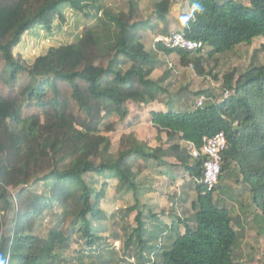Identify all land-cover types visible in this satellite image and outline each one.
I'll list each match as a JSON object with an SVG mask.
<instances>
[{
    "label": "trees",
    "instance_id": "16d2710c",
    "mask_svg": "<svg viewBox=\"0 0 264 264\" xmlns=\"http://www.w3.org/2000/svg\"><path fill=\"white\" fill-rule=\"evenodd\" d=\"M114 3L0 0V83L5 86L0 88V264H69L64 251L75 238L87 255L77 258L80 264L85 259L92 261L88 264L115 259L117 264L132 259L135 264H236L239 234L219 192L235 169V179L242 176L251 206L264 218V64L232 70L219 92H194L206 98L202 107L181 111L175 100L187 98V89L171 91L174 82L161 55L176 56L184 65L203 57L196 61L203 70L207 59L264 40V0H186L187 17L177 32L203 45L195 51L168 49L155 40L154 49L147 50L141 40L147 31L156 32L179 1L153 0L148 19L140 21H134L139 0L127 2V15L115 12ZM67 11L87 17L88 33L78 43L52 46L31 64L15 55L25 35L49 34ZM157 70L164 72L152 78ZM64 86L70 100L62 95ZM71 103L90 121L103 111L125 121L129 103L162 104L163 110L149 112L151 123L177 147L200 149L205 138L224 133L228 147L218 184L209 190L193 180L202 176L204 159H194L184 146L175 165L132 135L114 157L96 127L76 129ZM32 107L40 114L26 115ZM134 160L157 163L174 185L182 179L183 191L173 196L169 222L157 206L141 209L137 198L135 226L124 222L123 236L113 235L122 245L118 254L105 234L119 213L108 214L102 202L110 180L118 191L138 194ZM47 215L61 220L44 236L40 229Z\"/></svg>",
    "mask_w": 264,
    "mask_h": 264
},
{
    "label": "rangeland",
    "instance_id": "374dc122",
    "mask_svg": "<svg viewBox=\"0 0 264 264\" xmlns=\"http://www.w3.org/2000/svg\"><path fill=\"white\" fill-rule=\"evenodd\" d=\"M112 1L115 2L113 4L115 12L127 15L129 11L127 2L131 0ZM177 1H179V4L173 6L170 14L164 20L158 21L156 32L149 30L141 37L147 50L154 49V40L157 37V33L159 36H167V34L181 31V25L185 17H187V3L186 0ZM152 3L153 0H139V10L135 13L134 21L148 19ZM64 14L65 21L55 20L52 32L49 34L42 30L40 34L30 32L25 35L22 43L15 50V55L22 57L27 64H31L52 46L61 47L78 43L80 37L82 39L83 35L88 33L86 29L89 27L87 17L75 14L74 11H67ZM263 44L264 40L258 38L251 46H242L233 53L217 56L210 60L207 59L203 65L204 71L200 70L196 64V61L203 57H197L192 63L184 65L176 56L163 58L161 55L164 62H166L164 70L170 72V77L174 82L171 91H176L181 87L187 89L185 91L188 95L187 98L182 97L180 100H175L178 103L176 105L177 109L181 111L194 109L200 99L194 92H199L203 89H213L219 92L223 85L224 75L232 70L238 69L242 72L253 62L258 65L264 64V50H260ZM258 50L260 51L258 52ZM164 70H157L151 77L159 78ZM0 88H5L3 83H0ZM62 95L70 100V90L67 86L62 87ZM163 109L164 107L159 103L154 104L151 108L147 106L139 108L137 105L129 103L130 115L125 121H121L116 114L105 115L104 111L93 121H90L83 113L81 114L75 104L71 103L69 114L72 115L70 118L79 131L87 132L88 127H96L100 132V136L109 140L110 152L114 157L121 149L126 147L129 137L134 135L139 142L147 144L152 149H157L158 155L164 161L178 165L180 163L179 153L182 151L180 146L187 147L188 150L189 146L185 144L179 147L174 146L173 143L168 141V136L165 133L159 134L152 126L149 112ZM32 113L40 114V111L36 107L29 108L26 111V115ZM157 165L155 162H150L146 166L142 161H132L133 170L138 173L137 181L141 185L137 195L118 191L117 182L109 181L110 186L106 191L102 208L108 214L119 213L110 226L111 231L105 234L109 244H113V242L115 244L119 243L114 240L116 236L113 237V235L117 233L119 237L123 236L121 228L124 222L130 227L135 226L134 218L136 212L133 206L137 198L142 206L141 209L148 206H157L158 213L164 215L162 216L163 221L169 222L168 215L173 212L170 210L173 196L178 198L183 191L182 185L180 186L182 179L179 178L174 185L171 179L167 180L164 175L160 174V169ZM237 173L238 171L234 169L233 177L224 179L221 190L220 192L218 191L226 201L224 205L228 206L232 212L234 227L239 234L235 250L236 264H264V218L259 215L258 209L251 206L250 190L247 185L242 184V176L238 177V181L235 179V174L237 175ZM58 220H61L59 216H46L43 227L40 229L44 236L47 235L49 229L56 228L59 224L57 223ZM123 238L125 239V237ZM120 246H122L121 243L119 248H121ZM113 249L120 254L121 249L117 247H113ZM81 250L82 247L77 238L73 239L71 246L64 251V257L69 264H80L77 261L80 255H84L87 258V255L83 254ZM114 258H119V255L114 256ZM116 262L117 259L112 264H117ZM88 263H92V261L85 259V264Z\"/></svg>",
    "mask_w": 264,
    "mask_h": 264
},
{
    "label": "built area",
    "instance_id": "2783aa9c",
    "mask_svg": "<svg viewBox=\"0 0 264 264\" xmlns=\"http://www.w3.org/2000/svg\"><path fill=\"white\" fill-rule=\"evenodd\" d=\"M155 41L161 43L165 48L184 51H195L203 46L199 42L186 38L182 32H173L167 36H160ZM224 95L228 97L230 92L227 91ZM205 100V97H201L197 102V106L202 107ZM227 147L224 133H219L212 138H205L204 144L200 149L189 144L191 156L194 159H204L202 176L193 178L196 183L207 187L209 190L218 184L222 174L224 152ZM116 247L119 248V244H116ZM131 263L135 264V260L132 259Z\"/></svg>",
    "mask_w": 264,
    "mask_h": 264
},
{
    "label": "crops",
    "instance_id": "0c3cea01",
    "mask_svg": "<svg viewBox=\"0 0 264 264\" xmlns=\"http://www.w3.org/2000/svg\"><path fill=\"white\" fill-rule=\"evenodd\" d=\"M241 1H242V0H241ZM176 32H177V31H176ZM161 36H162V35H161ZM158 37H160V36H158ZM158 37H156V39H157ZM156 39H155V40H156ZM153 106H154V104H153L152 106H150V108L153 107ZM152 109H153V108H152ZM151 111H156V110H151ZM152 126H153V125H152Z\"/></svg>",
    "mask_w": 264,
    "mask_h": 264
}]
</instances>
